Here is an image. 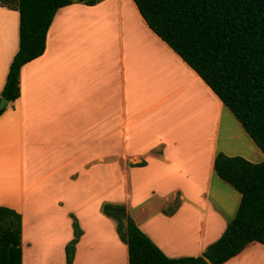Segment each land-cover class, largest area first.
<instances>
[{"label":"crops","instance_id":"0c3cea01","mask_svg":"<svg viewBox=\"0 0 264 264\" xmlns=\"http://www.w3.org/2000/svg\"><path fill=\"white\" fill-rule=\"evenodd\" d=\"M18 21L0 6V91ZM218 152L264 159L132 0L59 8L44 52L20 69L19 98L0 115V205L22 215V264H66L70 213L82 228L72 264H128L104 202L124 204L167 256L200 255L240 203L213 169ZM222 264H264V245Z\"/></svg>","mask_w":264,"mask_h":264},{"label":"trees","instance_id":"16d2710c","mask_svg":"<svg viewBox=\"0 0 264 264\" xmlns=\"http://www.w3.org/2000/svg\"><path fill=\"white\" fill-rule=\"evenodd\" d=\"M101 1L0 0L1 7L19 15L18 48L0 91V99L7 100L0 115L20 96L21 67L44 52L57 10L75 2ZM132 1L151 31L198 74L264 154V0ZM213 169L239 192L240 203L220 237L197 256H167L124 204L102 203L101 212L114 222L126 245L128 264H222L251 242L264 245V159L254 163L218 152ZM177 204L176 198L171 208ZM70 217L73 235L65 245L66 264H72L82 235L77 217ZM0 264H22V215L5 205H0Z\"/></svg>","mask_w":264,"mask_h":264},{"label":"water","instance_id":"95a60500","mask_svg":"<svg viewBox=\"0 0 264 264\" xmlns=\"http://www.w3.org/2000/svg\"><path fill=\"white\" fill-rule=\"evenodd\" d=\"M7 105V100L5 98L0 99V110L3 109ZM126 220L123 219V225L126 227Z\"/></svg>","mask_w":264,"mask_h":264},{"label":"rangeland","instance_id":"374dc122","mask_svg":"<svg viewBox=\"0 0 264 264\" xmlns=\"http://www.w3.org/2000/svg\"><path fill=\"white\" fill-rule=\"evenodd\" d=\"M75 3H77V2H75ZM120 175H121V174H120ZM45 236H46V235H44V236H43V238H44L43 240H45V239H46V237H45ZM40 240H41V238H40ZM43 244H44V245H42V246H44V247H45V246H46V245H45V243H43ZM44 247H42V248H43V249L46 251V250H47V248H44ZM44 250H43V251H42V249L40 250V251H42L41 253H43V255H41V258H42V259H44V258H43V256H45V255H46V253H44V252H45ZM47 252H48V250H47Z\"/></svg>","mask_w":264,"mask_h":264},{"label":"bare ground","instance_id":"6f19581e","mask_svg":"<svg viewBox=\"0 0 264 264\" xmlns=\"http://www.w3.org/2000/svg\"><path fill=\"white\" fill-rule=\"evenodd\" d=\"M44 247V246H43ZM44 248H46V247H44ZM42 249V251L44 250L43 248H41ZM42 251H40V253L42 252ZM45 251V250H44ZM47 251V250H46ZM44 253H46V252H44ZM41 255H43V253L41 254ZM41 257V256H40ZM46 256H43V258H45ZM42 259V258H41Z\"/></svg>","mask_w":264,"mask_h":264}]
</instances>
